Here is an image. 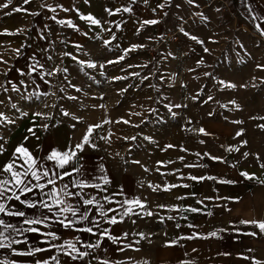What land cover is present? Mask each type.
<instances>
[{
    "label": "crops",
    "instance_id": "obj_1",
    "mask_svg": "<svg viewBox=\"0 0 264 264\" xmlns=\"http://www.w3.org/2000/svg\"><path fill=\"white\" fill-rule=\"evenodd\" d=\"M35 1L26 27L30 35L27 53L20 60V66L27 72L35 71L33 77L38 83L46 81L43 78L45 67L67 65L76 52L93 48L107 49L110 52L157 50L176 44L177 35L225 33L230 26H224L220 22V4L223 2L229 4L239 17V28L247 29L242 31L238 28L235 31L238 39L236 49L244 51V40L247 37L252 40L254 55L261 56V51L264 52V35L260 31L264 30V0H237L247 22L240 18L232 0ZM51 8H55V11H51ZM125 8L130 10L124 11ZM110 12L113 14H109ZM89 15L100 23L92 24L81 19L82 16ZM150 20L158 22L145 23ZM59 21H71L73 27ZM57 51H61L62 61L54 60ZM20 69L16 65V71L9 75V79H15L22 72ZM252 81L260 83L262 80L254 78ZM251 92L258 101V107H264V90ZM237 93L238 98L246 97L240 94V90ZM207 96L204 90L176 91V114L185 109L182 107L186 104L183 97L191 100L187 103L188 108H191L196 102L194 98ZM229 108L228 103L222 107L220 118H214L210 107L205 108L196 120L176 124V132L158 144L154 155L156 180L152 184L130 167L118 165L102 150L93 131L90 143L82 151L77 150V158L63 171L72 172L73 168L82 165L83 179L106 189L98 191L94 187H88L84 191L101 199L106 209H114L115 211L108 212V216H115L121 222L109 224L106 218L99 217L97 210L92 208L90 218L96 217L100 221L99 228H93L96 233L93 235L76 231L77 228L92 227L88 222L66 229L56 222L66 214L62 213L58 218L47 209L28 208L20 201L9 200L6 201V207L13 212H24L25 217L0 213V219L17 229L32 227L38 228L39 232L14 233L9 229L6 235L10 234L13 239L21 242L13 244L11 248L0 249V260L4 264H37L38 261H47V264H100L101 261H107L108 264H264V232L256 225L241 223L264 221V183H261L264 181V121L236 120L229 115ZM26 114L28 116L24 120L13 124L9 132L0 138V169L13 162L15 150L19 146L42 160L46 167L52 168L53 162L46 157L54 150L64 152L75 148L82 142L88 129L63 121L50 124L33 116L35 112L32 111ZM200 129H204L208 135L201 133ZM237 132L241 135L237 136ZM244 153L249 155L245 156ZM16 155L21 157L16 163H21L22 154ZM213 157L216 159H212ZM242 172L256 179H245ZM193 176L213 179L189 178ZM104 177L109 180L106 185ZM0 178L10 176L0 172ZM72 179L73 177H66L59 184H71ZM173 185L175 187H171ZM50 187L44 191H50ZM70 190L80 191L78 188ZM28 197L38 202L42 193L36 190L29 193ZM103 197L112 202L108 203ZM133 199H139L146 205V209L124 204V201ZM69 202L82 203L79 198ZM128 207L140 214L123 215ZM83 210L81 207V211ZM146 210L154 215H144ZM53 211L58 209L53 208ZM38 216L49 217L50 226H30L24 223L25 218ZM104 229L119 239L113 242L102 236ZM2 230L0 227V231ZM46 233H55L60 239L52 240L50 236L44 235ZM212 233L216 235L213 236ZM140 234L147 238L142 239ZM77 238L82 244L99 242L100 247L85 249L78 244L77 248L81 252L88 251L89 255L72 260L58 246ZM37 248L42 251H34ZM30 249L33 250L32 255L14 254L28 252ZM53 257L57 259L53 260Z\"/></svg>",
    "mask_w": 264,
    "mask_h": 264
},
{
    "label": "rangeland",
    "instance_id": "obj_2",
    "mask_svg": "<svg viewBox=\"0 0 264 264\" xmlns=\"http://www.w3.org/2000/svg\"><path fill=\"white\" fill-rule=\"evenodd\" d=\"M35 3L0 0V6L8 4L7 8L0 7V114L11 121H0V138L29 111L50 124L63 121L82 128L100 124L94 134L102 150L118 165L130 167L152 184L156 180V149L176 132V124L194 121L210 107L214 118H220L226 103L229 115L236 120L264 121L260 119L264 107H258L251 92L264 90V52L254 55L252 40L247 37L244 51L236 49L235 31L240 19L229 4H220V22L230 26L225 33L177 35L176 44L157 50L110 52L93 48L76 52L67 65L45 67L46 81L38 83L34 81L35 71L27 72L20 66L27 53L30 35L26 27ZM16 8L22 11H14ZM239 29L247 31L245 27ZM54 60L62 61L61 51ZM16 65L22 72L10 80ZM254 78L262 81L253 82ZM194 89L204 90L208 96L194 98L191 108L187 106L191 100L183 97L185 109L176 114V91ZM238 90L246 97L238 98Z\"/></svg>",
    "mask_w": 264,
    "mask_h": 264
},
{
    "label": "snow or ice",
    "instance_id": "obj_3",
    "mask_svg": "<svg viewBox=\"0 0 264 264\" xmlns=\"http://www.w3.org/2000/svg\"><path fill=\"white\" fill-rule=\"evenodd\" d=\"M29 0H25V3H28ZM47 7V5H44ZM0 7L7 8L8 4H4ZM51 11H55V8H51ZM130 9L125 8L124 11H129ZM14 11L19 12L22 11L21 8H16ZM26 11V9H24ZM113 14V13H109ZM258 17H254L257 19ZM81 19H86L90 21L92 24H99L100 22L93 18L92 16L84 17L82 16ZM158 21L150 20L145 21L147 24H155ZM61 24H67L69 27H73L71 21H59ZM259 30V26H258ZM261 35H264V30H260ZM185 35H188L185 33ZM192 39H196V37H191ZM107 43V42H106ZM207 51V49H205ZM123 59V57H121ZM109 63H113L110 61ZM89 67H95L94 64L89 63ZM61 71H66V69H62ZM52 73H49L51 75ZM221 83H224L221 81ZM228 87H234V85L228 84ZM79 90V89H78ZM74 99V97H73ZM65 115H69V113L65 112ZM260 119H264V117H260ZM0 121L11 122L8 121L3 114H0ZM109 121H104V123H108ZM127 123V121H124ZM239 123V122H238ZM102 125H90L82 138V142L77 144L75 148H70L68 151L59 152V151H52L50 155L46 157L48 161L53 162V167L49 168L46 167L42 160L35 158L32 154L23 146H19L16 148L12 163H9L0 169V172L9 174L10 178H0V213H4L7 215H13L17 217H25V213L22 211L13 212L6 207V201L9 200H17L20 201L21 204L25 205L28 208H43L47 209L50 213H52L55 217H61L56 222L60 223L66 229H72L76 224H83L84 222H88L92 225V227H82L77 228L76 231L80 232H87L93 235L96 233L93 231V228H99L100 221L96 219V217L90 218V212L92 208L97 210V215L101 218H106L107 223L109 224H117L121 222L115 216H108L109 211H115L114 209H106L104 204L101 203V199H98L95 195H89L84 191V189L88 187H94L98 191H106L99 184H93L89 181L83 179V173L81 171L82 165L79 167L73 168L72 172L63 171L72 161L73 159L77 158V150L82 151L84 146L90 143V137L95 128H99ZM31 131V129L29 130ZM201 133L208 135V133L204 129L199 130ZM241 135L240 132H237V136ZM102 139H107L106 137H102ZM132 139H135L134 137ZM247 142H245L246 144ZM94 146V145H93ZM171 147V146H169ZM2 149V146H0ZM238 150V149H237ZM16 154H22V162L16 163V160H21L20 156ZM205 155H208L207 153ZM245 156L249 155L248 153H244ZM212 159H216L213 157ZM241 175L245 177V179H256L254 176L249 175L248 173L242 172ZM66 177H73L71 184L63 183L59 184V181L65 180ZM192 180H202V179H213L212 177H189ZM33 181L35 183H33ZM104 184H108L109 180L107 177L103 178ZM221 183H234L233 181H220ZM264 183V181H261ZM51 186V187H50ZM50 187V191L45 192L46 188ZM159 187V186H156ZM175 187V185L171 186ZM187 187V185H185ZM71 188H78L80 191L73 192ZM40 191L42 193V198L37 202L34 198H29L28 194L33 193L34 191ZM155 190V189H154ZM167 190V188H165ZM10 193V194H9ZM21 197H25V199H21ZM43 197H47L44 199ZM79 198L82 203H70V200H74ZM104 200H107L108 203H111V200H108L107 197H103ZM124 204L127 205H136L141 209H146V205L142 203L139 199L133 200H126ZM81 207H83V211H81ZM163 207V206H159ZM53 208L58 209V211H53ZM190 211H197V209H190ZM139 215L140 213L135 212L131 207H128L124 212L123 215ZM210 214V213H209ZM144 215L152 216L154 215L151 211H145ZM172 219V217H169ZM49 217L47 216H38L32 219H24V223L27 225H34L39 224L45 227L50 226L48 224ZM242 224H253L256 225L261 232H264V221L257 222L253 221H241ZM0 227H2V231H0V249L3 248H11L13 244L20 243L16 239H13L12 236L6 235L11 229L14 233H19L22 231H30V232H39L38 228L29 227L28 229L20 230L17 229L14 225L5 222L4 220L0 219ZM248 235H255V233H247ZM44 235L50 236L52 240H59L60 237L55 233H46ZM101 235L116 242L119 238L111 236L107 229L102 230ZM126 235V234H125ZM142 239H146L143 234H140ZM213 236L216 233H212ZM85 249H94L99 248L100 243L97 242L96 244L87 243L82 244L80 240L77 238L75 241L69 240L65 241L64 244L59 245V250L63 252L64 255L69 256L72 260L83 259L85 256L89 255L88 251L81 252L77 245ZM123 250V249H121ZM34 251L39 252L42 249H35ZM15 255H32L33 250H29L28 252H14ZM56 260V257L52 258ZM0 264H4V261L0 260ZM10 264H15V262H10ZM37 264H47V261L44 262H37ZM59 264V262H57ZM100 264H108L107 261H101ZM147 264V262H145Z\"/></svg>",
    "mask_w": 264,
    "mask_h": 264
},
{
    "label": "trees",
    "instance_id": "obj_4",
    "mask_svg": "<svg viewBox=\"0 0 264 264\" xmlns=\"http://www.w3.org/2000/svg\"><path fill=\"white\" fill-rule=\"evenodd\" d=\"M232 2L234 4V8L238 12L240 18H242L243 21L247 22V19L245 18V16L240 11V7L238 5V1L237 0H232Z\"/></svg>",
    "mask_w": 264,
    "mask_h": 264
}]
</instances>
